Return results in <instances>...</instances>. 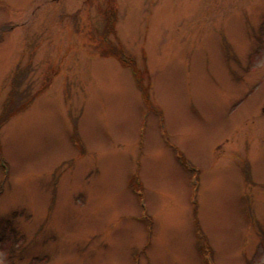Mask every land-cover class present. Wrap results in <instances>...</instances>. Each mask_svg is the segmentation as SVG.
I'll use <instances>...</instances> for the list:
<instances>
[{
  "label": "rangeland",
  "instance_id": "1",
  "mask_svg": "<svg viewBox=\"0 0 264 264\" xmlns=\"http://www.w3.org/2000/svg\"><path fill=\"white\" fill-rule=\"evenodd\" d=\"M3 110L0 264H264V0H0Z\"/></svg>",
  "mask_w": 264,
  "mask_h": 264
},
{
  "label": "trees",
  "instance_id": "2",
  "mask_svg": "<svg viewBox=\"0 0 264 264\" xmlns=\"http://www.w3.org/2000/svg\"><path fill=\"white\" fill-rule=\"evenodd\" d=\"M113 18H114V14H113ZM114 53H117V54L120 53V56L123 58V54H124V53H123L121 50L119 51V53H118L117 51H114ZM13 83H14V84H13V88H14V89L12 90V93L10 94L11 97H10V100H8V104L5 105V108H6V109H7L8 107H10V105L12 104V101L15 100V97H16V95H17V88L15 89V87H16L17 85H19V80H18V78L15 77ZM15 90H16V91H15ZM9 101H10V102H9ZM17 111H19V108L16 109V112H17ZM5 116H6V111L3 110L2 113H1V115H0V126L4 124V122H5Z\"/></svg>",
  "mask_w": 264,
  "mask_h": 264
}]
</instances>
